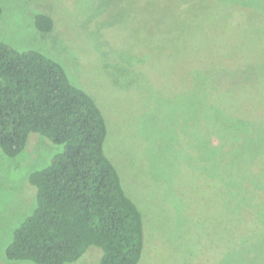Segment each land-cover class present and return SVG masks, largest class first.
I'll list each match as a JSON object with an SVG mask.
<instances>
[{
  "label": "rangeland",
  "instance_id": "1",
  "mask_svg": "<svg viewBox=\"0 0 264 264\" xmlns=\"http://www.w3.org/2000/svg\"><path fill=\"white\" fill-rule=\"evenodd\" d=\"M127 4L136 7L131 15L124 13ZM137 4L138 0H0V40L56 57L70 80L101 109L107 126L104 151L142 212L144 242L136 264H264V210L260 213L254 205L258 212L241 209L239 217L235 214L231 237L222 229L228 222L222 217V197L218 203L211 196L215 182L223 178L224 182L230 178L227 209L248 199L253 203L257 190L264 194V93L256 95L257 103L251 102L264 90V79L251 85V80L226 74L222 100L237 116L213 108L200 91V81L187 74L189 53L166 49L165 62H155L151 51L169 26H159L156 38L145 43L137 32L126 33L133 27L129 20L139 16ZM97 8L102 10L98 20L119 21L108 38L116 37L118 46L138 56L147 49V58L141 60L147 67L142 71L137 67L135 77L118 76V57L111 51L103 53L104 40L95 35L97 21L91 17ZM164 8L158 4L160 15ZM37 12L54 18L50 31L33 27ZM186 48L189 51V43ZM131 77L133 81L128 80ZM238 87L247 94L241 96ZM32 135L25 152L6 157L0 151V264H33L6 260L2 249L17 221L34 204L29 171L48 158V142ZM228 159L231 162H225ZM215 160L224 161L219 166L228 168L218 170L215 182L209 179L208 183L205 169ZM238 181L243 190L236 189ZM252 223L262 226L251 231ZM243 224L248 232L238 233ZM225 239L231 246H224ZM101 252L92 245L77 260L64 264H97Z\"/></svg>",
  "mask_w": 264,
  "mask_h": 264
},
{
  "label": "trees",
  "instance_id": "2",
  "mask_svg": "<svg viewBox=\"0 0 264 264\" xmlns=\"http://www.w3.org/2000/svg\"><path fill=\"white\" fill-rule=\"evenodd\" d=\"M145 1L148 3L138 0L139 16L129 20L133 27L126 33L137 32L145 43L156 38L159 26H169L151 51L155 62L163 64L166 49L189 53L187 74L200 81V91L210 106L236 117L222 100L226 94L221 91L222 84L228 82L223 77L234 73L241 80H251V85L264 79V0ZM158 4L165 5L162 15ZM135 8L127 4L123 12L131 15ZM101 13L97 8L91 16L97 21L95 35L104 40L103 53L111 51L118 57L116 74L126 78L136 75L137 67L145 69L147 64L141 60L147 58V49L138 56L132 49L118 46L116 37H108L119 21L98 20ZM32 21L42 33L50 31L55 22L44 12L35 13ZM184 36L188 40H183ZM55 58L37 48L0 40V151L6 157L25 152L31 134L44 138L50 148L46 162L27 175L34 189V204L12 229L2 247L3 256L33 264H64L95 245L102 250L97 264H136L144 242L142 212L127 195L115 164L104 151L107 126L101 109L88 92L70 80ZM215 78L219 82H214ZM238 92L247 94L239 87ZM261 92L264 90L255 94L252 103L258 102L255 97ZM223 162L215 160L205 169L208 183L209 179L215 182V175L221 173L218 170L228 168L219 166ZM228 179L215 182L217 188L211 196H216L218 203L222 197V217L228 219L222 229L232 237V223L241 209L258 212L254 205L260 213L264 210V194L253 189V203L248 199L227 209ZM239 181L236 189L243 190ZM246 187L251 188V183ZM253 224L251 231L262 226ZM248 230L243 224L237 232ZM227 242L225 239L226 248L231 246Z\"/></svg>",
  "mask_w": 264,
  "mask_h": 264
}]
</instances>
